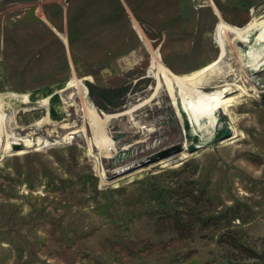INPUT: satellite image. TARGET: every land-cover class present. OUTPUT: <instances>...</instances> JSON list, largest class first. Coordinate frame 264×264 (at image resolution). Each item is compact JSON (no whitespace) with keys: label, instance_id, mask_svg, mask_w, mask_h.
<instances>
[{"label":"rangeland","instance_id":"1","mask_svg":"<svg viewBox=\"0 0 264 264\" xmlns=\"http://www.w3.org/2000/svg\"><path fill=\"white\" fill-rule=\"evenodd\" d=\"M253 16L264 0H0V264L254 261L221 236L262 264L263 29L215 40ZM210 66L197 92L164 72Z\"/></svg>","mask_w":264,"mask_h":264},{"label":"bare ground","instance_id":"2","mask_svg":"<svg viewBox=\"0 0 264 264\" xmlns=\"http://www.w3.org/2000/svg\"><path fill=\"white\" fill-rule=\"evenodd\" d=\"M246 23V22H245ZM222 24V23H221ZM225 24V23H224ZM244 25V24H243ZM263 29V31H261L260 33V37L262 40H264V17H257V16H253L249 21H247V23L243 26V27H240V26H237V25H234V24H228V25H220V27H218L217 29V32L215 34V40L218 41H224V38L225 37V34H234V36H236V39L239 40L240 44H245L247 43V33L251 32V31H254L256 29ZM243 29H247V31H243ZM257 32V31H256ZM247 50H245V53H246ZM242 52L239 53L238 56H240L241 60L243 59L244 60V55H241ZM248 53V51H247ZM223 55V54H222ZM243 56V58L241 57ZM246 62V61H245ZM244 62V63H245ZM161 61L160 59H155L153 58L152 61H151V65H152V68L155 69L153 72L155 74L154 77L156 78V80H158V70L160 69V64ZM246 64V63H245ZM213 66V65H212ZM206 67V68H203L202 70L200 71H197L195 73H192L191 75H182V76H177L175 74H173L172 72H170L169 70H164V72L166 73V75L168 76V78H171L173 79L174 81H177L178 83H180L182 80H184L187 84L186 87L184 88H187L188 89V92L189 91H198L200 90L201 86L204 85V84H207L209 83L208 81H205V75L203 74L206 70L209 71V69L212 67ZM163 68V67H161ZM161 70V69H160ZM214 70V68L212 69ZM215 71V70H214ZM213 72V71H211ZM210 73V72H209ZM218 74V73H217ZM152 75V74H151ZM213 74H211L210 76H212ZM220 75V74H219ZM208 79V78H207ZM224 79V78H223ZM210 80V79H209ZM167 81V80H166ZM224 81V80H223ZM226 81V80H225ZM78 83V82H77ZM76 83V80H74V78H72L71 81H68L66 83V86L64 87V90H68L74 86H76L78 89L80 88V86ZM168 83V82H167ZM158 84V83H157ZM156 84V85H157ZM217 86V85H216ZM221 86V85H220ZM222 86H224L221 94L227 92L229 90V88L231 87H228V83L226 84H223ZM156 87V86H155ZM154 87V89H155ZM86 89V88H85ZM168 89V88H167ZM81 91V90H80ZM156 91H157V88H156ZM169 91H171L169 89ZM172 93L174 95H171L173 96L172 98L175 99V103H176V106L179 108L180 107V104L178 103V100H179V96L178 94H176L173 90H172ZM192 93V92H191ZM220 94V95H221ZM84 96V95H83ZM22 98L23 100H28V95H22ZM84 99V98H83ZM38 100V99H37ZM85 101V99H84ZM233 101H236V96H224L223 99H221V101L219 103H217V107L221 106L224 110H228L227 106L231 105V103H233ZM64 105H68L70 103H73L75 101H73V99H69V98H63V101ZM0 106H2V104L0 103ZM1 108V107H0ZM221 109V108H220ZM6 112V111H5ZM179 113H181V111L179 110L178 111ZM224 112V111H223ZM217 115V114H216ZM4 116V113L2 111V108L0 109V118ZM6 116V114H5ZM2 119V118H1ZM204 119H212V118H204ZM203 120V119H202ZM41 121V120H40ZM39 121V123H40ZM67 121V120H66ZM2 122V121H1ZM193 122H197V123H200L199 121H193ZM204 122V121H203ZM37 123V122H36ZM38 123V124H39ZM55 123V122H54ZM181 124V123H180ZM193 124V123H191ZM1 125V124H0ZM2 126V125H1ZM3 128V127H2ZM1 129V128H0ZM150 131V128H147L145 129L139 136H132V137H127V136H123L121 137L118 141H112V142H109V141H103V142H99V146L101 148V151L102 153H105L106 154V157L108 156H111V155H115V154H120V153H123V152H126L130 149H133L135 148V144L136 143H139L141 142V139L140 137L142 136H146L147 132ZM155 133V132H154ZM63 138V137H62ZM134 144V145H133ZM171 151H164L163 153H161L160 155H165V154H169Z\"/></svg>","mask_w":264,"mask_h":264},{"label":"trees","instance_id":"3","mask_svg":"<svg viewBox=\"0 0 264 264\" xmlns=\"http://www.w3.org/2000/svg\"><path fill=\"white\" fill-rule=\"evenodd\" d=\"M187 195H189V197L191 198V200L192 201H194L195 203H197L198 202V199H197V197H195L193 194H191V193H188ZM174 212V211H173ZM200 212V211H199ZM216 215L217 214H210V215H208V216H205V217H203V216H199V218L197 217V218H195L194 220L195 221H201L202 223L201 224H203V225H207V224H209V220L210 219H212V218H214V219H216V221H218V220H220L219 218H216ZM174 218L175 219H178V218H180L179 217V215H175L174 216ZM224 236H221L220 238H219V241H225V242H228L229 244H231V245H233L234 247H242V248H244V249H246L247 251H248V255L251 257V258H254V261L253 262H250V264H258L259 262H260V259H261V256L262 255H260V254H258L257 253V251H254V249L253 248H251V247H249V246H247V245H244L242 242H239V241H237L236 239H235V236H232V238L233 239H230V238H223ZM225 239V240H224ZM261 263L262 264H264V261H261Z\"/></svg>","mask_w":264,"mask_h":264},{"label":"water","instance_id":"4","mask_svg":"<svg viewBox=\"0 0 264 264\" xmlns=\"http://www.w3.org/2000/svg\"><path fill=\"white\" fill-rule=\"evenodd\" d=\"M188 146H189V148H195L194 144H189ZM13 147H14L15 149H17V148L21 147V145H20V143L13 142ZM179 147H180V145H178V146H174V148H170V149H171V150H175L174 152H176V151L179 149ZM168 151H169V150H168ZM174 152H173V153H174ZM162 156H163V155H162Z\"/></svg>","mask_w":264,"mask_h":264}]
</instances>
